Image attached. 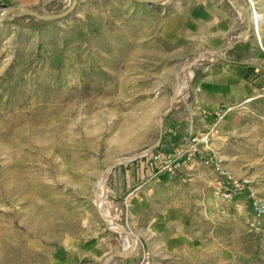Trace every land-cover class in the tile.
Returning <instances> with one entry per match:
<instances>
[{"label":"rangeland","instance_id":"rangeland-1","mask_svg":"<svg viewBox=\"0 0 264 264\" xmlns=\"http://www.w3.org/2000/svg\"><path fill=\"white\" fill-rule=\"evenodd\" d=\"M73 2L0 0V16L14 6L60 14ZM238 2L260 15L249 32L233 0H77L62 19L20 11L0 21V264H264V91L221 106L210 148L181 157L175 174L151 163L153 150L141 155L177 83L220 59L210 51L245 33L239 60L264 69V0ZM206 159L249 180L259 205L223 199ZM141 163L172 184L124 188L122 167ZM103 176L102 211L129 234L96 205Z\"/></svg>","mask_w":264,"mask_h":264},{"label":"crops","instance_id":"crops-1","mask_svg":"<svg viewBox=\"0 0 264 264\" xmlns=\"http://www.w3.org/2000/svg\"><path fill=\"white\" fill-rule=\"evenodd\" d=\"M209 28L208 33L213 34L216 27ZM176 35L179 34L176 32ZM204 43L209 44V40H205ZM243 45L244 43L239 44ZM239 46L225 54L231 62L222 59L211 60L191 75L184 87L178 91L176 101L163 121V133L162 136L160 133L161 140L158 145L160 151L164 153L187 151L192 134L216 126L214 113L221 106L250 101L264 91V69L253 62L239 60L244 54V50ZM170 100L171 98L168 106ZM190 168L193 167L189 166ZM184 170L185 168L179 169L180 172ZM194 171L198 173L199 167H195ZM121 174V184L124 188L135 184L143 186L147 184L152 188L159 184L168 186L172 184L173 179L166 173L155 172V169L146 163L123 166ZM183 176L179 174L177 177ZM146 210L142 208L140 212ZM126 264H138V261L132 259Z\"/></svg>","mask_w":264,"mask_h":264},{"label":"built area","instance_id":"built-area-1","mask_svg":"<svg viewBox=\"0 0 264 264\" xmlns=\"http://www.w3.org/2000/svg\"><path fill=\"white\" fill-rule=\"evenodd\" d=\"M216 122L222 119L223 112L216 111L214 113ZM219 128L217 123L215 127L207 128L203 131H198L192 134L188 141L187 151H174L169 153H164L163 151L157 150L153 152L151 156V163L168 174H175L177 166L183 159H191L192 155H196L198 151L202 149H209L211 142L218 135ZM204 163L210 166L213 171L219 175L218 183L220 186L219 193H221L223 199L232 200L239 195H247L250 197L252 204L258 206L259 203L256 199V193L251 188L250 181L243 179L239 180L230 171L226 170L217 161L206 159ZM143 263L149 264L148 257H144Z\"/></svg>","mask_w":264,"mask_h":264},{"label":"water","instance_id":"water-1","mask_svg":"<svg viewBox=\"0 0 264 264\" xmlns=\"http://www.w3.org/2000/svg\"><path fill=\"white\" fill-rule=\"evenodd\" d=\"M133 1L142 2V3H148V4H159V3L165 2L167 0H133ZM233 2H234V5L239 9V11L246 15L247 23H248L246 32H249V30L252 28L253 16L254 15L249 10L242 8L240 6L238 0H233ZM76 3H77V0H74V2L71 5V7L69 9H67L66 11L60 13V14H40L37 11H35L33 8H31V7L14 6V7H11L9 9L5 10L2 13V15L0 16V21H3L8 15H10V14H12L14 12H20V11H23V12L29 14V15H33V16H35V17H37L39 19H42L44 21L62 19L64 17L68 16L74 10V8L76 6ZM244 39H245V33L241 34L232 43H229L226 46H224V47H222L220 49H217L215 51H210L209 53H211L213 55H216L218 58H220L222 60L230 61L229 58H227L224 55V53H226V52L230 51L231 49H233L237 44L243 42ZM199 58H200V55L197 57V60H199ZM178 93L179 92L177 90L174 91V93H173V95L171 97L170 104H169L168 108L165 110V112L163 113V115L160 118L161 136H162V133H163V116L166 115L167 113H169V111L172 109V107H173V105H174V103L176 101ZM160 140H161V138L154 145H152L149 149L145 150L141 155L142 156L147 155L149 151H152L156 147H158V145L160 143ZM121 162H122V160H120V159H117V160L113 161L111 163V165L106 168L105 172L108 174L116 165L120 164ZM123 231H125L127 234H129V232L125 228H123ZM124 255H125L124 251H121V252H115L110 257H112V256H124Z\"/></svg>","mask_w":264,"mask_h":264},{"label":"bare ground","instance_id":"bare-ground-1","mask_svg":"<svg viewBox=\"0 0 264 264\" xmlns=\"http://www.w3.org/2000/svg\"><path fill=\"white\" fill-rule=\"evenodd\" d=\"M253 21L254 23L256 24L255 26H259L260 25V15L257 14V13H254V16H253ZM195 61V59H192V60H189L187 61V63L184 65L182 71L180 74H184L186 73V71L190 68V65H192V63ZM179 81V80H178ZM183 87V83L181 82H178L177 85H176V90L179 91L181 90ZM107 174V173H105ZM105 197H106V194H105V191H104V176L102 178V181L100 183V187L96 193V197H95V202L97 204V207L99 206L100 207V211H101V214L102 216L105 218V220L108 222V224L110 225V227H112L114 230L116 231H122L123 232V227L121 225H118V223L116 224L114 222V218L113 216L110 214V213H103L102 211V206H103V203H104V200H105ZM107 198V197H106ZM128 239V238H127ZM128 242V241H127ZM135 248V244L133 243V245H129L125 250H124V254L127 255V254H130L133 252Z\"/></svg>","mask_w":264,"mask_h":264},{"label":"trees","instance_id":"trees-1","mask_svg":"<svg viewBox=\"0 0 264 264\" xmlns=\"http://www.w3.org/2000/svg\"><path fill=\"white\" fill-rule=\"evenodd\" d=\"M131 2L134 3V4L145 5V3L137 2V1H133V0H131ZM48 67H49V66H48ZM55 70H56V69H55ZM159 149H160V147L158 146V147H156L153 151H157V150H159Z\"/></svg>","mask_w":264,"mask_h":264}]
</instances>
